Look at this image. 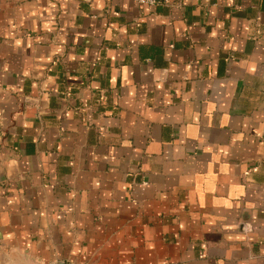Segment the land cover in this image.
I'll return each instance as SVG.
<instances>
[{"label":"crops","instance_id":"obj_1","mask_svg":"<svg viewBox=\"0 0 264 264\" xmlns=\"http://www.w3.org/2000/svg\"><path fill=\"white\" fill-rule=\"evenodd\" d=\"M0 264H264V0H0Z\"/></svg>","mask_w":264,"mask_h":264},{"label":"built area","instance_id":"obj_2","mask_svg":"<svg viewBox=\"0 0 264 264\" xmlns=\"http://www.w3.org/2000/svg\"><path fill=\"white\" fill-rule=\"evenodd\" d=\"M138 1H140V2H144V1H146V0H138Z\"/></svg>","mask_w":264,"mask_h":264}]
</instances>
